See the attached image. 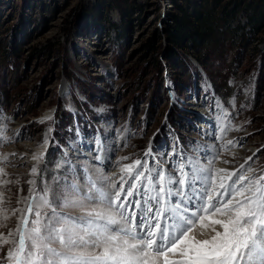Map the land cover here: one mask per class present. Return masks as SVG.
<instances>
[{
	"label": "rangeland",
	"instance_id": "obj_1",
	"mask_svg": "<svg viewBox=\"0 0 264 264\" xmlns=\"http://www.w3.org/2000/svg\"><path fill=\"white\" fill-rule=\"evenodd\" d=\"M203 1L0 0V234L12 241L21 216L31 220L29 180L56 200L73 179L65 161L119 187L121 167L137 159L168 170L176 147L203 164L231 140L224 154L244 162L228 169L264 174V18L251 15L261 0L249 11L217 0L215 10L239 5L229 24L176 37L179 18L202 34L190 17H201ZM45 147L25 162L21 149ZM7 150L17 155L5 160Z\"/></svg>",
	"mask_w": 264,
	"mask_h": 264
},
{
	"label": "snow or ice",
	"instance_id": "obj_2",
	"mask_svg": "<svg viewBox=\"0 0 264 264\" xmlns=\"http://www.w3.org/2000/svg\"><path fill=\"white\" fill-rule=\"evenodd\" d=\"M172 155L168 170L139 159L122 166L119 187L65 161L73 179L63 178L56 200L29 180L32 218L21 216L12 241L0 234V249L11 243L3 264H264V174L225 175L213 166L219 153L204 164L176 147Z\"/></svg>",
	"mask_w": 264,
	"mask_h": 264
},
{
	"label": "trees",
	"instance_id": "obj_3",
	"mask_svg": "<svg viewBox=\"0 0 264 264\" xmlns=\"http://www.w3.org/2000/svg\"><path fill=\"white\" fill-rule=\"evenodd\" d=\"M239 5H241L242 3H244L241 7L242 9L246 10H250V6L252 5L251 2L249 0H238ZM215 4H217V0H204L203 4L201 5V17L199 16V14L196 16H191L190 18L192 19H197V22L199 24V26L201 27V33L202 34H198V33H194V31L192 32V29H189L188 24L183 20V18H179V29L175 28L176 30L173 32L174 35H176V37H178V34L181 33L182 31L186 32L187 35L190 36L191 39H194L198 36H208L211 35L214 27L215 26H219V24H215L217 23L220 19H222L223 23L224 21H226V24H229L228 22L235 18V14L236 11L239 7V5L235 8H229L226 5V2L223 3V5H221L218 9L216 8L215 10ZM246 5V6H245ZM245 6V7H244ZM257 6V5H256ZM253 9V14L251 13L252 16H254L253 18L258 19L259 21L264 18V0H261V2L259 3V5ZM186 20V19H185ZM182 36V33L179 34Z\"/></svg>",
	"mask_w": 264,
	"mask_h": 264
},
{
	"label": "bare ground",
	"instance_id": "obj_4",
	"mask_svg": "<svg viewBox=\"0 0 264 264\" xmlns=\"http://www.w3.org/2000/svg\"><path fill=\"white\" fill-rule=\"evenodd\" d=\"M224 102V101H223ZM47 116H49V115H47ZM201 127H204V128H206V129H210V128H212V127H210L209 128V125H207V124H201L200 125ZM227 130H229V129H227ZM228 132V131H227ZM218 138H219V136H218ZM221 138V137H220ZM219 138V139H220ZM229 142H231V140H227L226 141V143H225V141L223 142V144L221 143V145H219L220 147H222L221 148V150H219V151H217V149H220V147L218 148V146L217 147H213L212 149H213V152H215L213 155H216V153H219V155L220 156H218L216 159H215V161H214V165L216 166V168H219V169H224L225 170V174H229V172H227L228 170H230V171H232V172H230V173H233V172H235V169L234 170H232V169H228V168H231L232 166H231V163L232 164H234L235 162L236 163H239V164H242L243 162H244V160H239V159H237V158H239L238 156H235V154L233 153V152H231V151H229V152H226L225 154H224V151L225 150H227L228 148V146L226 145V144H228L229 145ZM219 143V142H218ZM225 143V144H224ZM230 145H231V143H230ZM231 147V146H230ZM234 148V147H233ZM9 149V148H8ZM14 149V148H13ZM18 150V149H17ZM32 150V148L30 149V148H23V149H21V151L22 152H24V158H25V162L27 161L26 160V158H29V160L31 159L32 161H36V160H33L32 159V157H33V155H40V154H44V152H45V150H46V147L45 148H42L41 150H36L35 151V154L33 153V154H31L30 153V151ZM20 152V151H19ZM221 153V154H220ZM17 155V152H14V151H11V150H7L6 152H5V157L4 158H6L8 161H9V156H16ZM209 158L211 157V156H213V155H210V154H206ZM20 157V156H19ZM91 157V159H96L95 158V156H90ZM18 158V157H17ZM13 159H16V158H12L11 160H13ZM111 159V158H110ZM28 160V161H29ZM36 163V162H35ZM228 163V164H227ZM204 164V163H203ZM230 164V165H229ZM213 165V166H214ZM239 166V165H238ZM119 167H121V166H119ZM233 168V167H232ZM257 172H259V171H257ZM93 176H95L96 177V175H94V174H92ZM99 177H101V176H99ZM118 178V177H117ZM96 179V178H95ZM113 182H116V180H112ZM218 227V226H217ZM218 230H219V228H218Z\"/></svg>",
	"mask_w": 264,
	"mask_h": 264
}]
</instances>
